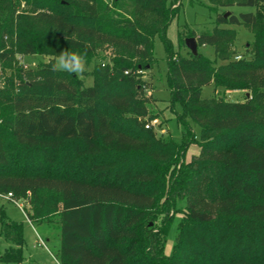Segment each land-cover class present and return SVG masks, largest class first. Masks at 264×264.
Returning <instances> with one entry per match:
<instances>
[{"label": "trees", "instance_id": "16d2710c", "mask_svg": "<svg viewBox=\"0 0 264 264\" xmlns=\"http://www.w3.org/2000/svg\"><path fill=\"white\" fill-rule=\"evenodd\" d=\"M180 6L0 0V197L26 200L33 223L60 225V264H264V0H217L214 30L179 32L175 52L167 31ZM233 6L253 12L218 11ZM233 26L253 35L240 59ZM158 36L169 103L182 109L181 142L163 141L151 125L143 75L158 63ZM63 49L93 63V86L53 70ZM25 56L48 61L28 69ZM209 85L216 95L204 99ZM221 91L246 99L230 102ZM192 146L199 154L188 162ZM3 216L10 247L0 262L21 264L23 226Z\"/></svg>", "mask_w": 264, "mask_h": 264}, {"label": "rangeland", "instance_id": "374dc122", "mask_svg": "<svg viewBox=\"0 0 264 264\" xmlns=\"http://www.w3.org/2000/svg\"><path fill=\"white\" fill-rule=\"evenodd\" d=\"M216 5L217 0H181L180 10L167 31V38L172 42L175 52H178L179 32L184 31L187 33L192 30L197 34H201L214 30L216 27V13L212 8L216 7ZM218 11L219 13L229 12L230 15H239L241 13L253 12V9L233 6L230 8H220ZM232 28L237 32L238 41L236 50L238 52L237 56L240 57L245 55V47L253 41V35L244 26H233ZM154 49L158 63L153 70L147 71L143 75L144 80L151 82V90L149 91L152 95V103L148 106L149 113L154 117L151 125L154 127L158 138L163 141L172 139L175 142H181L184 128L178 123L176 114L181 113L182 109L179 105L173 107L169 103L171 93L167 83V56L159 36L155 38ZM180 49L181 55L185 56L187 49L184 47H180ZM200 52L212 61L216 59L214 50L211 47L200 48ZM247 56L250 57V55ZM44 61H48V59L35 56L20 58L21 64L28 69H35ZM93 67V63H86L83 74L77 75L86 87L93 86L91 74ZM221 94L230 102L241 103L246 99V93L244 92H226L223 94V91H221ZM215 95L213 85L206 86L202 90V97L204 99L212 98ZM192 127L196 135L199 136L200 129L194 125ZM198 154L199 149L197 146H192L186 154V160L190 162L193 156ZM28 210H30V207L26 200H22L18 206L6 198L0 197V254H3L10 247V244L1 237V222L4 213L6 219L23 226L25 259L21 264H60V225L33 223L26 215V211ZM182 216V214L177 216V220H175V224L168 236L167 255L171 254L176 235V223ZM0 264L6 263L0 262Z\"/></svg>", "mask_w": 264, "mask_h": 264}, {"label": "clouds", "instance_id": "9594fccd", "mask_svg": "<svg viewBox=\"0 0 264 264\" xmlns=\"http://www.w3.org/2000/svg\"><path fill=\"white\" fill-rule=\"evenodd\" d=\"M86 57L76 51L63 49L56 56L55 63L52 65L53 70L60 72H70L76 75H82L85 70Z\"/></svg>", "mask_w": 264, "mask_h": 264}, {"label": "water", "instance_id": "95a60500", "mask_svg": "<svg viewBox=\"0 0 264 264\" xmlns=\"http://www.w3.org/2000/svg\"><path fill=\"white\" fill-rule=\"evenodd\" d=\"M229 15H230V13L228 12L225 15V17L227 18ZM186 47L193 55H197V53H198V44H197L196 39H194V38L186 39Z\"/></svg>", "mask_w": 264, "mask_h": 264}, {"label": "built area", "instance_id": "2783aa9c", "mask_svg": "<svg viewBox=\"0 0 264 264\" xmlns=\"http://www.w3.org/2000/svg\"><path fill=\"white\" fill-rule=\"evenodd\" d=\"M236 59H240V57L238 56ZM6 199H10L11 198V194L8 197H5ZM16 205L19 206V204L15 203Z\"/></svg>", "mask_w": 264, "mask_h": 264}]
</instances>
